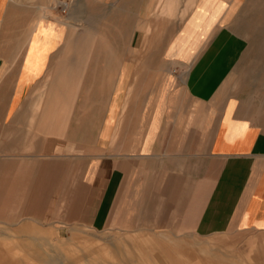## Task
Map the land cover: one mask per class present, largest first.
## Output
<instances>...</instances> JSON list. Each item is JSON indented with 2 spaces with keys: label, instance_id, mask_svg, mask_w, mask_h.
<instances>
[{
  "label": "crops",
  "instance_id": "0c3cea01",
  "mask_svg": "<svg viewBox=\"0 0 264 264\" xmlns=\"http://www.w3.org/2000/svg\"><path fill=\"white\" fill-rule=\"evenodd\" d=\"M232 2L0 0V223L264 264V99L204 51Z\"/></svg>",
  "mask_w": 264,
  "mask_h": 264
},
{
  "label": "rangeland",
  "instance_id": "374dc122",
  "mask_svg": "<svg viewBox=\"0 0 264 264\" xmlns=\"http://www.w3.org/2000/svg\"><path fill=\"white\" fill-rule=\"evenodd\" d=\"M232 4L233 12L223 20L227 24L204 51L229 59L224 60L230 69L220 93L242 91L264 99V0H233ZM233 56L235 60H231ZM31 224L37 230L22 234V228L18 231V226L0 223L4 232H0V242L12 264H163L159 253L145 252L152 248L151 237L125 236L113 229L81 224ZM136 238L146 242L132 244Z\"/></svg>",
  "mask_w": 264,
  "mask_h": 264
}]
</instances>
